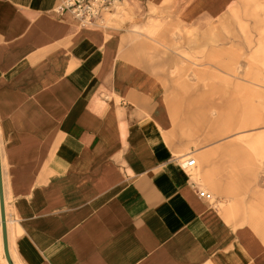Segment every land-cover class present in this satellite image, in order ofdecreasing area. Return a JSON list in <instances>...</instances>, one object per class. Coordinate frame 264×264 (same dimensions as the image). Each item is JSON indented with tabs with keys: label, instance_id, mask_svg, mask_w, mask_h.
<instances>
[{
	"label": "crops",
	"instance_id": "1",
	"mask_svg": "<svg viewBox=\"0 0 264 264\" xmlns=\"http://www.w3.org/2000/svg\"><path fill=\"white\" fill-rule=\"evenodd\" d=\"M61 1L0 0L12 262L264 264V241L242 202L219 209L191 175L198 162L202 173L217 171L229 154L221 115L170 99L144 41L163 21L207 35L254 0H129L123 20L115 7L93 25L57 13ZM254 137L264 144V133ZM190 152L197 164L187 172L176 158Z\"/></svg>",
	"mask_w": 264,
	"mask_h": 264
},
{
	"label": "rangeland",
	"instance_id": "2",
	"mask_svg": "<svg viewBox=\"0 0 264 264\" xmlns=\"http://www.w3.org/2000/svg\"><path fill=\"white\" fill-rule=\"evenodd\" d=\"M124 9L117 6L114 19L123 20ZM222 20L207 35L163 21L149 33L152 40L143 39L153 57L148 62L162 74L170 99L196 100L207 114L214 108L223 119L229 154L219 157L222 164L209 174L198 162L191 173L197 186L213 194L219 209L233 205L226 201H241L247 222H254L264 241V144H255L254 137L264 133V0L240 3ZM237 65L244 69L235 72ZM243 120L246 127L233 128ZM241 130L253 131L238 136Z\"/></svg>",
	"mask_w": 264,
	"mask_h": 264
},
{
	"label": "built area",
	"instance_id": "3",
	"mask_svg": "<svg viewBox=\"0 0 264 264\" xmlns=\"http://www.w3.org/2000/svg\"><path fill=\"white\" fill-rule=\"evenodd\" d=\"M129 0H62L56 7V12L63 14L70 13L74 18L78 19L80 23L85 25L103 24V13H109L112 8L122 5ZM177 162L187 172L197 164V159L192 152L177 156ZM200 196L206 197L208 200L213 199L212 194L207 190H198ZM1 252V248H0Z\"/></svg>",
	"mask_w": 264,
	"mask_h": 264
},
{
	"label": "water",
	"instance_id": "4",
	"mask_svg": "<svg viewBox=\"0 0 264 264\" xmlns=\"http://www.w3.org/2000/svg\"><path fill=\"white\" fill-rule=\"evenodd\" d=\"M0 209H1L2 234H3V244H4L5 254L9 264H14L12 262L10 250H9L1 151H0Z\"/></svg>",
	"mask_w": 264,
	"mask_h": 264
},
{
	"label": "bare ground",
	"instance_id": "5",
	"mask_svg": "<svg viewBox=\"0 0 264 264\" xmlns=\"http://www.w3.org/2000/svg\"><path fill=\"white\" fill-rule=\"evenodd\" d=\"M2 169H3V161H2ZM3 181H4V172H3ZM4 196H5V188H4ZM5 206H6V200H5ZM0 214H1V209H0ZM6 218H7V212H6ZM1 223H2V220H1ZM7 228H8V223H7ZM8 241H9V230H8ZM0 248H1L0 255H2V253H5V250H4V244H3V234H2L1 230H0ZM9 250H10V242H9ZM10 255H11V252H10ZM5 256H6V254H5ZM6 259H7V257H6ZM8 264H9V262H8Z\"/></svg>",
	"mask_w": 264,
	"mask_h": 264
}]
</instances>
